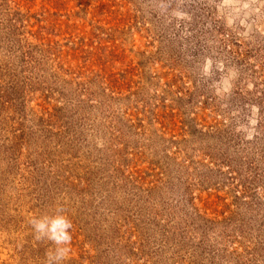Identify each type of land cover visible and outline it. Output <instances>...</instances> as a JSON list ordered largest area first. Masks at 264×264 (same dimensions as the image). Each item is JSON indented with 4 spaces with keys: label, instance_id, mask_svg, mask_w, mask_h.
I'll list each match as a JSON object with an SVG mask.
<instances>
[{
    "label": "rangeland",
    "instance_id": "obj_1",
    "mask_svg": "<svg viewBox=\"0 0 264 264\" xmlns=\"http://www.w3.org/2000/svg\"><path fill=\"white\" fill-rule=\"evenodd\" d=\"M0 264H264V0H0Z\"/></svg>",
    "mask_w": 264,
    "mask_h": 264
},
{
    "label": "trees",
    "instance_id": "obj_2",
    "mask_svg": "<svg viewBox=\"0 0 264 264\" xmlns=\"http://www.w3.org/2000/svg\"><path fill=\"white\" fill-rule=\"evenodd\" d=\"M9 6L5 7L4 15L2 14V16L5 17V21H1L4 24L3 27L5 29L11 28L14 30L15 26L18 29V32H20L19 30L22 28V33H25L27 30L28 20L25 21L22 14H20L17 10H14L13 7L9 8ZM74 40L75 39L72 37L67 41L45 39L39 47L42 49L44 55H46L45 58H48L46 60H51L53 58L52 62H56L60 67H62L66 60V56L68 57L70 52L74 50L76 51L79 47L85 44L83 38H80V40L78 39L77 42Z\"/></svg>",
    "mask_w": 264,
    "mask_h": 264
},
{
    "label": "clouds",
    "instance_id": "obj_3",
    "mask_svg": "<svg viewBox=\"0 0 264 264\" xmlns=\"http://www.w3.org/2000/svg\"><path fill=\"white\" fill-rule=\"evenodd\" d=\"M60 224H62L63 227H71V224L68 223V224H64L62 221L58 222ZM40 227H43V225H40ZM57 241H60V240H71V237L68 236L67 234H64L62 233L61 236H58L56 237Z\"/></svg>",
    "mask_w": 264,
    "mask_h": 264
}]
</instances>
